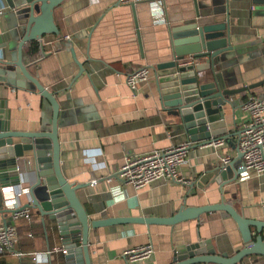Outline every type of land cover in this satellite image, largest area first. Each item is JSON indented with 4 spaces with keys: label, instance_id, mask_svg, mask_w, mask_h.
<instances>
[{
    "label": "crops",
    "instance_id": "1",
    "mask_svg": "<svg viewBox=\"0 0 264 264\" xmlns=\"http://www.w3.org/2000/svg\"><path fill=\"white\" fill-rule=\"evenodd\" d=\"M0 9V58L15 60L21 35L14 41L7 39L11 22L16 21L15 14L4 0H0ZM195 10L200 13L199 18ZM225 10L236 31L232 44L249 45L254 55L233 66V88L264 80V0H127L125 4H118V0H63L53 10V23L59 34L46 35L22 46L23 65L29 66L31 76L48 91L55 92L62 104L61 119L66 121L58 130L61 172L68 183L88 186L77 196L89 219L168 218L183 207L214 205L223 200L243 218L264 221V176L236 180L222 188L215 179L221 157H229L231 163L239 165L237 136L247 120L241 106L249 93L264 97V85L239 94L232 112L226 108V129L231 136L223 139L222 146H196L190 142L185 164L179 168L181 178L189 184L160 179L135 190L118 179L105 180L118 172L125 157L188 141L181 133L179 120L163 111L154 69L168 61V26L211 21L215 17L213 12ZM33 44L38 52L31 56L29 49ZM41 45L45 56H41ZM70 49L87 73L79 74ZM141 67H148L150 76L133 94L125 85V77ZM12 91L0 84V102L8 100L7 108H2L8 121L10 118L11 130H37L38 121L45 119L49 109L44 103L40 107L37 96ZM22 162L19 172L29 168ZM28 178L21 177L20 188L25 189L34 181L32 175ZM94 179L97 183L90 185ZM19 203L23 207L27 198L20 196ZM2 209L5 210L0 191ZM30 213L31 222L20 220L15 224L14 250L21 257L0 255V264H70L54 221L42 219L32 209ZM8 215H0V225ZM199 241L208 244L217 255L228 257L244 246L235 223L212 212L197 221L171 227L121 224L89 228V261L127 264L121 256L124 250L150 244L154 249L150 259L134 264H172L177 247ZM36 254L40 255L37 262L32 260ZM75 260L82 264V254ZM240 264H264V258L250 256Z\"/></svg>",
    "mask_w": 264,
    "mask_h": 264
},
{
    "label": "water",
    "instance_id": "2",
    "mask_svg": "<svg viewBox=\"0 0 264 264\" xmlns=\"http://www.w3.org/2000/svg\"><path fill=\"white\" fill-rule=\"evenodd\" d=\"M4 1L13 10L16 19L15 23L11 22L7 39L14 41L19 35L21 37L16 59L6 61L0 58V84L11 91L37 96L41 102L40 107L44 103L49 112L44 120L38 121L37 130L14 131L3 109L7 108L8 100L0 102V187H18L21 177H34V181L26 187L27 193L24 196L27 204L23 208L36 211L42 219L54 221L68 263L76 264L75 259L81 253L82 264H90L89 228L121 224L171 227L197 221L200 216L212 212H218L235 223L243 248L228 257L217 255L208 244L199 241L177 247L173 252L172 264H240L250 256L264 258V221L243 218L223 200L214 205L183 207L168 218L89 219L77 196V192L88 186L68 183L61 172L58 130L66 121L61 119L62 104L56 99V93L42 86L28 72L29 66L22 63L21 49L25 43L39 41L46 35L59 34L53 23V10L63 0ZM131 7L134 14L135 4ZM195 11L196 18H199L200 13ZM212 15L215 17L211 21H191L181 26H168V61L158 64L154 69L163 111L169 117L179 120L181 133L196 146L214 144L229 138L231 134L226 129V108L232 112L239 94L264 85L262 80L233 88L236 83L233 66L252 59L254 55L249 49L251 46L232 44L231 38L236 35V31L231 27L228 11L213 12ZM207 16L209 14L202 19ZM218 16L224 17L217 19ZM40 52L41 56H45L43 45L40 46ZM70 53L79 74L87 73L83 64L76 61L72 49ZM200 60L204 61L199 63ZM64 115L68 117L67 112ZM20 161L28 165V170L25 167L23 172H19ZM237 166L232 162L226 167L219 165L216 168L215 179L220 181V188L237 180ZM113 178L117 179V174L105 180ZM8 213L0 210V215Z\"/></svg>",
    "mask_w": 264,
    "mask_h": 264
},
{
    "label": "built area",
    "instance_id": "3",
    "mask_svg": "<svg viewBox=\"0 0 264 264\" xmlns=\"http://www.w3.org/2000/svg\"><path fill=\"white\" fill-rule=\"evenodd\" d=\"M127 0H118V4H125ZM3 9H0V18ZM151 70L148 67L137 68L125 77V85L133 94L136 93L140 83L148 81ZM247 115V120L241 125L237 136V151L240 163L237 166V181H246L251 177L264 176V97L249 93L241 106ZM223 140L215 143L216 147L223 145ZM191 144L189 141L179 142L165 149L153 150L137 157H125L117 174V179L135 190H140L151 183L165 179L179 185L189 184L181 178L179 168L185 164L187 151ZM231 163V158L221 157L220 166L226 167ZM112 176V175H110ZM97 179L90 185L97 183ZM109 181V180H108ZM2 204L10 212L8 219L0 225V255L12 254L17 258L20 253L15 252L17 242L16 222L25 220L31 222L30 208L20 206L19 197L26 195L27 190L13 187L0 189ZM154 249L152 245H143L126 249L121 256L127 264H134L150 259ZM40 255L33 256V261H38ZM44 260L45 256H44ZM23 264V263H18Z\"/></svg>",
    "mask_w": 264,
    "mask_h": 264
},
{
    "label": "trees",
    "instance_id": "4",
    "mask_svg": "<svg viewBox=\"0 0 264 264\" xmlns=\"http://www.w3.org/2000/svg\"><path fill=\"white\" fill-rule=\"evenodd\" d=\"M38 52L37 46L35 44L31 45L29 49V54L31 56H34Z\"/></svg>",
    "mask_w": 264,
    "mask_h": 264
}]
</instances>
